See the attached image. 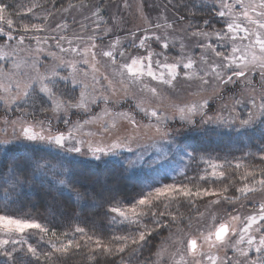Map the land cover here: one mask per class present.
I'll return each mask as SVG.
<instances>
[{"label":"snow or ice","instance_id":"6c2138e0","mask_svg":"<svg viewBox=\"0 0 264 264\" xmlns=\"http://www.w3.org/2000/svg\"><path fill=\"white\" fill-rule=\"evenodd\" d=\"M213 2L215 16L218 18L221 27L219 29L212 27L208 19L202 21L203 26L189 22L188 27L184 29L185 35L179 39L180 55L170 60L168 53L177 45V37L174 35L177 29L175 24L170 23L166 16L163 17V23H153L147 16H144L143 18L148 21L149 27L139 29V35L137 31L129 30L126 39L130 40V43L127 47H125L120 36H116L105 47H100L103 45L104 39L113 34V28L118 26L117 24L101 29V24L95 22L92 34L87 37L74 35L69 38L65 34L42 36L40 33L49 30L44 23L23 22L20 19V9L12 11L13 6L8 3V0H0V61L4 62L0 63V101H3L9 109L12 105H16L17 111L23 112L24 109L21 107L23 105L32 110V115H35L37 110L42 113L51 112L54 118L63 120L65 125L73 124L70 115H75L76 112L81 111L91 113L92 106L98 105L101 99L106 104L110 99L107 96L95 94V85L99 83V80L93 74L91 82H89V71L87 68L80 67L81 65L89 66L92 73L98 72V65L101 63L98 57L106 58V63L115 66L113 75L119 76L118 83L122 86L125 94L129 91L128 88L123 87L125 84L140 85L141 92L150 93L155 98H160L159 85L174 87L182 72L185 78H198L205 85L210 83L206 77L211 76L215 81H218L217 87L220 85L226 87L228 84L241 81L244 82L245 87H248L251 83L248 80V75L257 69L259 75L264 79V0H213ZM124 6L127 8L129 5L125 2ZM36 7L39 5L32 4L27 8V12L32 13ZM69 7L75 8L76 5L70 4ZM80 7L83 8L85 5L81 3ZM102 12L103 9L97 5L92 15L99 20ZM140 12L143 14L142 5ZM186 19L185 16H180L178 22ZM104 24L107 25L108 22L105 21ZM82 27L87 28L88 26L82 25ZM209 28L211 31L208 30ZM56 29L66 31L67 24L58 23L52 31L55 32ZM162 29L169 31H162ZM98 31L102 33L99 36L96 35ZM240 33L243 35H239ZM238 38L240 44H237ZM26 40L28 41L27 46H25ZM245 40L248 41L247 44L243 43ZM33 41L36 45L35 48L31 46ZM49 41H55L54 47L58 51L52 50L53 45ZM185 41L191 43L192 47L202 50L199 60L188 54L186 49L189 44H186ZM65 43H67V47H65ZM152 45H156L160 51H156ZM228 45L231 46V55L227 53L226 46ZM128 48L135 51L130 53ZM141 49L144 52H141ZM20 51H27L30 55L23 61H19L17 57ZM237 53L240 55L237 56ZM42 56L46 57L49 62L45 63L41 59ZM118 56L123 58V62H118ZM9 63L11 67H8ZM22 65L24 71L21 72ZM194 65H200V67L194 71ZM154 66L163 70L157 73L154 71ZM198 73L203 74L199 75ZM145 76L156 81L157 85L145 83L143 79ZM103 78L108 80L109 86L112 85L113 81L108 76ZM59 81H64L66 85L70 83L73 86L70 93L66 94L59 88ZM76 88H79L78 95L75 93ZM260 99L259 105H257L255 98L250 100L253 109L258 108L259 112L249 111L247 118L244 119L239 118V116H233L230 119L222 115L208 116L205 111L208 107L206 99L202 103L177 107L173 118L178 115L180 121L195 125L194 117L200 115L202 124H215L217 128L234 129L239 133L243 129L252 128L257 119L264 118V96H261ZM240 102L236 101V103ZM136 108L144 113V116L149 119V123L141 126L135 116L130 113H118L117 115L122 120L127 121L128 125L133 127V131L123 139L115 138L114 142L107 146L94 145L92 140L77 139L74 131H78L82 127L78 121L73 124V128L68 131L67 135L61 130L53 132L51 125L53 117H46L47 124L43 120L37 121L36 123L40 128L37 131L36 126L27 123L22 116L20 118V137L30 142H45L68 153L84 154L86 151L97 161L101 159L102 155L115 154L121 148L132 152L134 145L137 148L142 146L141 139L143 137L151 139L153 145L157 142L155 139L157 137L159 140L167 141L170 144L175 143L167 123L170 117L160 113L155 107L151 109L144 107L143 101H138ZM112 115L113 113L105 107L102 109V115H92L84 123L101 122L103 117ZM152 118H155V123L152 122ZM237 120H239L238 126L236 125ZM15 123L16 121H13V124ZM260 123L264 125V119H261ZM100 126L106 132L109 130L106 122L101 123ZM111 127L115 128L116 124L113 123ZM142 127L147 131L141 132ZM149 133L152 135L149 136ZM170 137L172 138L170 139ZM260 139L264 142V127L260 129ZM0 143L9 144L12 141ZM261 152L260 160L264 162V148L261 149ZM188 155L191 154L188 153ZM137 159L142 160L143 154H138ZM29 162L34 163L37 169L45 166L39 161H34L32 157H26L25 163ZM128 163L133 165L135 161ZM56 167V165H51L53 169ZM216 167V165H212L211 175L213 177L217 176ZM241 167L240 163L236 164L237 169ZM22 168L23 165H13L12 170L15 172L16 169ZM258 174L259 179H257L255 167L251 171H246L241 177L242 186L236 187L231 195H229L231 185H226L221 191L208 188L193 190L188 185L177 184L157 187L154 193L150 191L146 195H142L136 202L138 205L144 206V211L137 213L134 206L131 209L132 218H129L121 207L112 206L106 215L118 214L119 217L123 218L122 222L135 224L136 228L132 233L126 235L114 234L108 242H105L102 237L94 238V235H88L82 227H76L75 232L79 233L81 237H87L84 243L93 246L94 255L96 253L120 255L127 248H132L135 251L147 245L148 238L153 233L159 234L161 230L169 227V224H175L177 221V217L172 216L169 224H165L161 219L165 213L154 210L162 202L161 198L174 201L178 197L218 196L224 202L235 205L242 200H249L251 194L257 190L264 191V168H259ZM224 176L225 173L220 171L219 177ZM199 179L205 180L207 177L201 176ZM24 182L17 176L13 186ZM60 182L63 183V180ZM235 193H239V195L237 196ZM249 202L252 201L249 200ZM216 203H220V200H217ZM233 211L236 209L233 208ZM225 215L228 218L222 219L218 226L216 224L217 218L212 217L214 231L208 229L206 233L198 232L196 236H190L187 239H184L179 231L175 234L178 239H173L170 235L169 240H172L173 244L182 246L177 248L174 255L190 254L192 256L190 264H203L204 256H207L211 264H264V203L260 204L258 211L254 210V214H249L246 218L239 215H229L227 212ZM145 216H151L152 228H148L147 224L144 223ZM112 219L115 220L116 216L113 215ZM238 220H242V224L237 229L232 222ZM30 230H36L37 234H47L50 231L36 219L15 218L8 214L0 215V255L7 257L15 264V254L18 251H23L24 245H27V252L34 257L37 256V249L26 239ZM52 236L56 237V233L53 232ZM198 239L207 243L209 247L225 249L224 257L220 258L203 252L198 253ZM50 243L55 252L62 254H66L70 249L81 247V243L76 241L74 237L68 238L67 243L63 241H59V243L50 241ZM241 245H245V247H241ZM227 249L233 251L235 258L227 255ZM166 250L162 244L157 256H161ZM252 250L258 254L255 258L249 257V252ZM45 255L47 256V254ZM183 255L180 261L174 260L173 264H189V261L183 259ZM197 255L201 259H197Z\"/></svg>","mask_w":264,"mask_h":264},{"label":"rangeland","instance_id":"374dc122","mask_svg":"<svg viewBox=\"0 0 264 264\" xmlns=\"http://www.w3.org/2000/svg\"><path fill=\"white\" fill-rule=\"evenodd\" d=\"M204 4V7L207 8V15H188L182 12V5L178 0H106L102 2L100 0H83L81 2L75 3V8H70L69 5L60 8L54 9L50 8L49 10L42 11H33L32 13H28L30 16L24 20L23 22H34V23H44L48 27V31L44 33H40L42 36H51L56 35L59 36L61 34L67 35L69 38H72L74 35H83L87 37L92 34V29L95 28V22H99L101 24V29L104 27H113L114 24L118 26L113 28V34H110L104 39L103 45L100 47H105L109 42L115 39L116 36H120L122 42L125 47L128 46L130 40L126 39L127 33L129 30L137 31L139 35V29H143L149 27L148 21H146L143 17L147 16L149 20L153 23L160 22L163 23V17H167L170 23H174L177 31L174 35L177 37V45L172 48L168 53L170 60L176 58L180 55L179 52V39L185 35L184 29L188 27V23L192 22L193 24H201L204 19H208L212 25V27L219 29L221 27L218 22V18L215 16V5L213 0H199ZM125 2L129 5L125 8ZM83 3L85 7L81 8L80 5ZM99 5L101 9H103L101 17L98 18L93 16V11L96 10V6ZM143 6V14L140 12V7ZM180 16H185L187 19L178 22ZM46 18V19H45ZM159 18V19H158ZM107 21L108 24L105 25L104 22ZM122 21V22H121ZM67 24L66 31L64 29H56L55 32L52 31L53 28L57 24ZM82 25H87V28H83ZM211 31V28L208 29ZM162 31H169L168 29H162ZM101 32H97L96 35H101ZM239 35H243L240 33ZM50 44L53 45V51H58L55 49V41H49ZM82 43V42H81ZM186 44H189L186 51L188 54L194 56L197 60L201 55V49H197L192 47V44L188 41H185ZM194 43V42H192ZM239 38L237 39V44H240ZM244 44H247L248 41H243ZM28 45V41H25V46ZM33 48L36 47L35 42H32L31 45ZM67 43H65V47H67ZM156 51H160V49L156 45H152ZM227 53L231 55V46L228 45ZM47 48V45H45ZM128 51L134 52L135 50L132 48H128ZM144 52L143 49L140 50ZM223 51V49H222ZM30 54L27 51H20L17 59L19 61H23L28 58ZM237 56L240 53L236 54ZM45 63H48L46 57H41ZM101 60L100 65H98L99 71L96 73H92L91 67L81 65L82 68H87L90 75L88 77V81L91 82V77L93 74L96 75L99 83L95 85L96 95L97 96H107L109 97V101L106 104L104 100H100L97 106V110L94 113L88 114L85 112H76L75 115H70V119L75 124V122H79L82 127L79 128L78 131H74V135L77 139H83L85 141L92 140L94 145L99 144L100 146H107L114 142L115 138L123 139L125 136L129 135L133 131V127L128 125L127 121L122 120V118L117 115L121 112H128L131 115L135 116V119L140 123L141 126L147 125L149 123V119L144 116V113L139 111L136 108V104L138 101H143V106L146 108L155 107L158 109L160 113L167 115L170 117L168 120V128L172 133V137L175 139L174 144H170L167 141L156 139V143L153 145L152 140L148 137H143L141 139V147L137 148L135 145L133 146L134 150L132 152L127 151L126 149H119L115 154L110 155H102L101 159H122L128 169L137 173L142 177L143 181L147 186V192H153L157 187H164L169 184H177L174 178L178 176H182L185 174L192 166L194 162V155L192 153V147H194L193 143L189 141L188 134L203 132L206 135H212L214 137L224 136L227 137L229 134L232 136L238 137L239 140H244L252 144V147L245 150L244 154L235 155L233 158H226L224 160H212L209 161L204 167L200 176H205L209 178H214V182L211 187H206L208 189H215L217 191H221L223 187L226 185H231L229 189V195L233 194L231 191L235 190L236 187L242 186V173H245V167L248 165L247 162H244L247 158H256V166L257 169V179H259L258 169L264 168V162L260 160V156L262 154L261 149L264 148V142L260 139V129L264 127L261 125L260 120L264 118L257 119L256 123L252 128L243 129L239 133L234 129L229 128H217L215 124H202V117L200 115H196L194 117L195 125H189L186 122H182L179 119V116H175L173 118V114L176 112L177 107L187 106L193 103H202L205 99L208 101V107L205 109L208 116H217L222 115L225 118H232L233 116H239V118L244 119L247 118L249 111L259 112V109H253L250 100L255 98L257 105L261 103V96H264V79L259 75V70L249 73L248 80L251 82L248 87H245L243 81L239 83H231L226 87L220 85L217 87L218 81H215L211 76L206 77L209 79L210 83L205 85L198 78L187 79L182 72L178 80L175 82L174 87L169 88L165 85H159L160 98L152 97L150 93L141 92L140 85H129L125 84L123 87L129 89L127 94H125L122 86L118 83L119 76H114L115 66L110 63H106V58L98 57ZM162 59V57H161ZM215 59V57H212ZM118 62H123V58L117 57ZM0 63H4L0 61ZM8 67H11V64H8ZM200 67V65H194V71ZM163 69L156 68L154 66V71L159 73ZM20 71H24L23 65L21 66ZM63 71V70H62ZM188 71V70H184ZM191 75V73H189ZM202 75L203 73H198ZM108 76L109 79L113 81L112 85L109 86L108 80H105L103 77ZM145 83H151L153 86L157 85L156 81H152L150 77L145 76ZM59 88L62 89L66 94L68 91L72 90V85L65 84L64 81L58 82ZM254 89V91H253ZM115 90V92H113ZM75 93L78 95L79 88L75 89ZM236 101H241L240 103H236ZM125 105L122 107V105ZM210 105H213L212 108ZM93 105L92 109L94 108ZM0 107L5 109L7 113L12 109L17 110L16 105H12L11 108H7L3 101H0ZM21 107L24 109L21 114H14L11 118L0 117V142L3 141H12L16 143H30V141L23 140L20 137V118H23L29 124H33L36 126V130L39 131V125L36 123L37 121H45L47 124V120L39 118L33 119L28 118V113H31L30 108H26L23 105ZM105 107L113 113L112 116L103 117V121L97 123L85 124L84 121L89 119L90 116L101 114L102 109ZM75 111V110H73ZM14 113V112H13ZM47 114V117H53L51 120V125L53 132L57 130H61L65 132L67 135L68 131L73 128V124L65 125L63 120H58L54 118L53 113H44ZM206 118V117H205ZM13 121H16L13 124ZM106 122L109 126V130L106 132L100 124ZM152 122L155 123V118H152ZM115 123L116 127L112 128L111 125ZM239 120L236 121V125L238 126ZM147 131L146 129H141V132ZM189 132V133H188ZM91 133V135H89ZM149 136L152 134L149 133ZM170 137V139L172 138ZM37 145L48 147L54 150H58L67 155L76 157V158H92L90 154H87L86 151L84 154L80 153H68L63 149H57L53 145H49L45 142H34ZM250 144H247L249 146ZM239 145V144H238ZM240 150V149H239ZM242 151V150H240ZM143 154V159L138 160V154ZM188 153L191 155L189 156ZM248 156V157H247ZM129 161H135V164L129 165ZM240 163L242 165L241 168L237 169L236 164ZM212 165H216V173L217 176L213 177L211 175L213 168ZM223 171L225 173L224 177H219V172ZM169 178V179H167ZM237 181V183H236ZM222 182H225L222 185ZM61 183V182H60ZM62 184V183H61ZM191 187V186H189ZM193 188V187H192ZM194 189V188H193ZM235 195H239V193H235ZM205 198V202L201 201L199 205L198 213L186 224L179 225L171 229L168 235L164 238L163 241L158 245L154 259L150 264H173V261H180L183 253L174 255L178 247H182L180 245L173 244L172 240H169V236L172 235L173 239H178L175 235L178 231L180 235L183 236L184 239L189 238L190 236H196L198 232H207L208 229L213 228V219L215 216L217 218L216 224L226 217V212L229 215H239L242 218H246L249 214H254V210L258 211L261 203H264V191L257 190V192L251 194L249 200H242L235 205H230L224 202L221 197L218 196H202ZM162 199V198H161ZM217 200H220V203H216ZM233 208L236 211H233ZM127 215L130 217L133 216L131 210L125 211ZM2 215V214H0ZM118 216V215H117ZM19 218V217H15ZM233 225L238 229L242 220H238L232 222ZM189 224L191 225L189 227ZM182 230V231H181ZM162 244L166 247V251L162 253L161 256H157L158 250L161 249ZM241 247H245V245H241ZM203 252L208 255L218 256L220 258L224 257L225 249L219 247H209L207 243H204L202 240L198 239V253ZM227 255L229 257H233L234 253L231 249H227ZM258 254L252 250L249 252L250 258H255ZM183 259L189 261V264L192 260V256L190 254L183 255ZM197 259H201L199 255H197ZM203 264H211V262L207 259V256L203 257Z\"/></svg>","mask_w":264,"mask_h":264},{"label":"trees","instance_id":"16d2710c","mask_svg":"<svg viewBox=\"0 0 264 264\" xmlns=\"http://www.w3.org/2000/svg\"><path fill=\"white\" fill-rule=\"evenodd\" d=\"M83 0H8L12 11L20 9V19L26 20L30 15L27 8L32 4L39 5L33 11H46L50 8L60 9ZM105 2L106 0H100ZM182 5V12L188 15H207L208 9L199 0H178ZM210 12V11H209ZM70 93L69 90H67ZM97 106L92 109L95 113ZM125 106L124 104L122 107ZM212 108L213 105H210ZM14 112V113H13ZM21 111L10 110L9 113L0 107V117L11 118ZM92 113V112H91ZM90 114V113H88ZM47 114L36 111L35 115L28 113V118L45 119ZM189 133V132H188ZM189 141L194 145L192 153L194 162L191 168L182 176L174 178L180 185L197 188L211 187L214 178L200 180L203 167L212 160H224L235 155L244 154L252 147L247 141L229 134L227 137L206 135L203 132L188 134ZM239 144V145H238ZM247 144H250L247 146ZM264 145V144H263ZM242 151H240V150ZM26 157H32L45 166L37 169L34 163H25ZM248 157V156H247ZM257 159L247 158L244 171H251ZM13 165H23L22 169L12 170ZM56 165V168H51ZM244 174V173H242ZM17 176L23 184L14 183ZM169 179V178H167ZM63 180L61 184L60 181ZM170 180V179H169ZM225 182H222V185ZM237 183V181H236ZM147 186L142 177L131 172L122 159L76 158L58 150L40 146L34 142L9 144L0 143V214H8L19 218H32L46 226L47 234H37L30 230L26 239L37 249V256L27 252V245L23 251L15 254V264H150L158 245L176 226L189 222L199 210V205L205 198L178 197L176 200L162 198L155 211L164 212L161 217L165 224H169L172 216L177 217L175 224H169L159 234L153 233L148 238L147 245L133 250L127 248L123 254L107 255L93 254V246L85 245L87 237H81L75 232L76 227L85 229L88 235L102 237L105 242L114 235L129 234L136 228L135 224L122 222L118 214H108L112 206H119L123 211H144V206L136 202L146 195ZM234 193V190L231 191ZM167 205V207H165ZM116 219L113 220L112 216ZM133 217V216H132ZM130 217V218H132ZM144 223L152 228L151 216L144 217ZM56 233V237L52 233ZM43 236V238H41ZM75 238L81 247L70 249L66 254L57 253L50 241L67 243L68 238ZM47 254V256L45 255ZM0 264H13V261L0 255Z\"/></svg>","mask_w":264,"mask_h":264}]
</instances>
